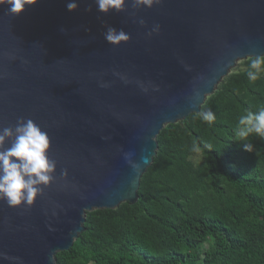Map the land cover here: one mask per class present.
<instances>
[{
    "label": "water",
    "instance_id": "95a60500",
    "mask_svg": "<svg viewBox=\"0 0 264 264\" xmlns=\"http://www.w3.org/2000/svg\"><path fill=\"white\" fill-rule=\"evenodd\" d=\"M68 2L38 0L19 16L0 6V130L32 119L56 162L31 208L0 201V264H58L88 212L137 203L160 133L200 113L240 61L264 56V0H160L135 18L130 0L108 15ZM108 26L130 40L111 46Z\"/></svg>",
    "mask_w": 264,
    "mask_h": 264
},
{
    "label": "trees",
    "instance_id": "16d2710c",
    "mask_svg": "<svg viewBox=\"0 0 264 264\" xmlns=\"http://www.w3.org/2000/svg\"><path fill=\"white\" fill-rule=\"evenodd\" d=\"M252 58L203 105L212 123L194 113L160 133L137 203L88 212L58 264H264V138L237 135L240 116L264 108V71L246 75Z\"/></svg>",
    "mask_w": 264,
    "mask_h": 264
},
{
    "label": "clouds",
    "instance_id": "9594fccd",
    "mask_svg": "<svg viewBox=\"0 0 264 264\" xmlns=\"http://www.w3.org/2000/svg\"><path fill=\"white\" fill-rule=\"evenodd\" d=\"M38 0H0V6L7 5V14L19 16L26 6L34 5ZM129 0H94L96 10L102 15L111 12L121 13L126 10L125 6ZM133 16L135 12L142 8H151L160 0H130ZM79 8L77 0H69L66 4L68 12H75ZM88 8L87 11H91ZM138 23L144 26L145 21L139 19ZM65 32V29H61ZM159 25H153L151 31L158 32ZM105 41L113 47H119L122 43L130 40V36L123 30H117L108 26L104 33ZM264 71V56L253 57L248 65L246 73L250 82H255L260 78V73ZM107 85L101 84V87ZM200 118L207 123H212L216 119L215 113L211 110L201 111ZM237 135L247 138L251 135L264 138V108L257 112L248 111L240 116L238 120ZM9 145L5 147V145ZM50 138L32 119L18 118L12 127H4L0 130V201L8 207L16 209L18 207L31 208L38 196L44 195V190L50 186L55 179L56 162L49 158ZM243 150L253 153L254 146L250 142H245ZM194 152H199L198 147L193 148ZM131 154H126V161L131 162ZM147 162V157L143 160ZM139 165L133 164L134 169ZM66 171L61 175L66 176ZM3 254H0L2 256ZM5 259H10L4 257Z\"/></svg>",
    "mask_w": 264,
    "mask_h": 264
},
{
    "label": "rangeland",
    "instance_id": "374dc122",
    "mask_svg": "<svg viewBox=\"0 0 264 264\" xmlns=\"http://www.w3.org/2000/svg\"><path fill=\"white\" fill-rule=\"evenodd\" d=\"M242 61H243V60H242ZM242 61H240V62L238 63V65H237L233 70H235V69H239V68L241 67V62H242ZM233 70H232V71H233Z\"/></svg>",
    "mask_w": 264,
    "mask_h": 264
}]
</instances>
